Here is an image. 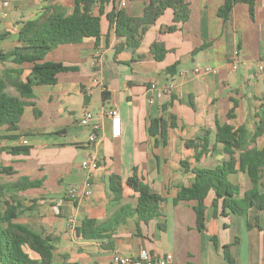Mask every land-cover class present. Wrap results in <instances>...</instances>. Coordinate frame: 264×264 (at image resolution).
I'll list each match as a JSON object with an SVG mask.
<instances>
[{"label": "crops", "instance_id": "0c3cea01", "mask_svg": "<svg viewBox=\"0 0 264 264\" xmlns=\"http://www.w3.org/2000/svg\"><path fill=\"white\" fill-rule=\"evenodd\" d=\"M9 1L8 6L0 5V34L8 33L0 41L1 49L14 48L23 21L37 18L45 8L57 5L71 14L75 7V0ZM121 1L97 0L93 4L94 13L101 17L98 41L86 38L48 52L46 60L77 69L60 73L54 84L36 86L31 99L35 105L25 108L26 118L22 116L20 129L14 132L17 137L0 139L1 145L32 146L29 154L0 152V164L17 170L14 175H0L1 182L19 176L44 180L40 187L16 193L26 208L15 221L43 236L55 237L56 257L66 254L72 264H114V252L137 256L142 248L155 259L172 253L174 264H227L222 246L236 238L231 248L236 264H264V210L251 207L244 216L229 211L221 214L222 207L215 206L216 194L210 190L204 202L206 228L199 230L193 207L196 202L174 203L178 185H191L195 180L193 170L186 169L182 161L192 167H213L228 158L223 142L213 147L218 124L228 123L234 129L244 124L251 133L255 129L256 111L264 103V71L260 70L264 64V0H255L252 9L246 1L236 2L227 19L219 14L225 0H186L190 18L178 22L175 31L164 33L160 29L174 23V12L168 8L147 28L139 47L116 53L121 38L110 26L107 13L115 7L141 16L150 2L125 0L122 5ZM156 41L168 50L160 61L150 50ZM11 65L0 61V72ZM171 65H176L174 74L165 71ZM207 66L215 71H194ZM151 82L160 87L173 84L172 95L150 103ZM103 92L108 93L106 99ZM234 99L238 105L230 118ZM110 107H117L122 116L123 131L117 137L111 133ZM86 110H91L102 126L96 148L99 167L92 172L81 168L83 158L93 151L86 145L89 128L79 124ZM161 115L167 121L174 117V125L167 128L166 142L156 144L148 127L153 117ZM204 128L210 130L211 144L197 160L186 141L197 138ZM248 148H264V134ZM135 173L166 197L161 213L149 223L141 221L140 233L137 216H129L110 237L96 240L80 236L76 228L85 217L103 222L120 205H136ZM111 174L122 185L119 204L111 199ZM230 179L240 185L241 197L253 186L243 170L231 174ZM86 180L92 183L90 195L83 194ZM261 181L260 191L264 192V176ZM71 188L78 190L74 199L68 193Z\"/></svg>", "mask_w": 264, "mask_h": 264}, {"label": "trees", "instance_id": "16d2710c", "mask_svg": "<svg viewBox=\"0 0 264 264\" xmlns=\"http://www.w3.org/2000/svg\"><path fill=\"white\" fill-rule=\"evenodd\" d=\"M104 1V0H101ZM238 1H246L253 8L255 0H225L219 9V14L229 18L234 4ZM95 0H75V7L71 14H66L60 7L54 5L45 10L35 19L23 21L18 31V44L12 49L0 48V61L11 63L0 72V139H13L17 137L14 132L20 129V121L29 105H35L34 88L39 85L54 84L60 73L76 70V66L66 65L63 62L46 60L45 57L51 50L59 45L80 43L86 38L101 36V17L93 11ZM171 8L174 12V23L162 25L161 32H172L178 27V22H185L190 18L191 8L186 0H150L146 5L143 15L132 16L124 9L113 7L107 13L110 26L115 28L116 35L121 41L116 45V53L124 48L135 50L139 47L147 28ZM102 11V10H101ZM8 33L0 34V41ZM151 53L156 60H162L167 48L162 42L151 44ZM137 57H142L137 55ZM167 73L174 74L176 65L165 69ZM12 87L17 91L13 94L9 91ZM172 95V94H171ZM106 99L107 92H103ZM164 104L166 108L169 104ZM238 105L236 99L228 115L235 116ZM257 121L255 129L251 133L244 124L238 128L228 123L218 124L213 147L219 142L224 143V151L228 158L220 164L210 167L190 166L182 161L186 169L193 170L195 180L191 185H178V194L174 203L182 201H195L193 206L196 213L197 228H206V215L204 209L205 198L210 190L216 194L214 203L221 206V214L228 211L233 214L246 215L251 207L264 210V192L260 191L264 176V148H248L251 142H255L258 136L264 134V103L256 111ZM174 125V117L167 121L163 115L151 119L148 127L149 133L155 137V143L160 140L166 142L167 128ZM4 128V129H3ZM211 144L210 130L203 129V133L195 139L186 141V145L195 150L197 160L206 154ZM32 146L28 144L1 145L0 152L13 155L29 154ZM239 152V156L236 153ZM239 170L246 171L253 186L241 197V187L230 179V175ZM17 170L11 165L0 164V175H14ZM43 179H31L28 176H19L14 181H0V264H72L68 261V255L60 258L55 255L56 238L43 236L32 227L16 222L20 212L26 208L18 199L16 193L28 188L40 187ZM112 192V202L119 204L122 198V185L115 174L109 177ZM135 191L139 194L135 206L130 204L120 205L115 212L105 221L96 218L85 217L83 223L76 228L77 233L85 239L100 240L110 237L117 231L118 226L129 216H137V228L140 233V222L149 223L161 213V203L166 197L151 189L142 182L135 173ZM249 226H252L249 224ZM212 240L217 244V238ZM232 242L222 246V251L227 264H236L232 252Z\"/></svg>", "mask_w": 264, "mask_h": 264}, {"label": "built area", "instance_id": "2783aa9c", "mask_svg": "<svg viewBox=\"0 0 264 264\" xmlns=\"http://www.w3.org/2000/svg\"><path fill=\"white\" fill-rule=\"evenodd\" d=\"M97 1V0H95ZM10 4L9 0H0L1 6H8ZM122 5H125V0L121 1ZM233 67H236L234 64ZM260 70L264 71V64L260 65ZM196 73H209L214 72V67H196L194 69ZM173 84L158 86L156 82H151L150 89L152 94L149 95L148 100L150 103L156 102L161 99L164 95H171L173 93ZM107 115L110 119L111 133L114 137L120 136L123 131V121L120 110L117 107H110L107 111ZM79 124L84 127H88V135L86 140V145L93 149L92 153L85 156L81 161V168L85 171L92 172L99 167V153L96 150L100 138H101V123L95 120V116L91 110H86L79 119ZM69 196L74 199L78 195V190L76 188L69 189ZM92 193V183L90 180H86L84 184L83 194L90 195ZM73 222V219H71ZM114 264H174V256L172 253H167L164 257L155 259L146 248H142L137 256H127L120 252H114L113 259Z\"/></svg>", "mask_w": 264, "mask_h": 264}, {"label": "rangeland", "instance_id": "374dc122", "mask_svg": "<svg viewBox=\"0 0 264 264\" xmlns=\"http://www.w3.org/2000/svg\"><path fill=\"white\" fill-rule=\"evenodd\" d=\"M1 71H2V70H1ZM9 91L12 92V93L17 92V91H16L14 88H12V87L9 88ZM24 117L26 118V115H23V118H24Z\"/></svg>", "mask_w": 264, "mask_h": 264}]
</instances>
